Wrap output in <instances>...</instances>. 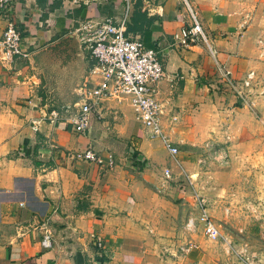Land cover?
I'll use <instances>...</instances> for the list:
<instances>
[{
    "label": "crops",
    "instance_id": "crops-1",
    "mask_svg": "<svg viewBox=\"0 0 264 264\" xmlns=\"http://www.w3.org/2000/svg\"><path fill=\"white\" fill-rule=\"evenodd\" d=\"M253 1L263 0H131L129 15L136 12L143 29L127 35L156 51L164 69L156 97L162 134L179 149L172 159L124 100L107 101L103 120L82 134L47 119L74 100L58 103L75 93L92 63L74 27L90 17L120 20V3L8 0L0 38L14 21L26 56L4 58L0 46V264H100L94 236L111 255L108 264H240L242 249L246 264H264V186L257 196L262 212L245 211L254 196L246 192L254 185L246 182L245 158L259 155L246 146L263 133L246 102L219 84L217 69L226 65L237 80L264 71L256 40L264 38V16L253 12ZM188 9L215 55L202 42L183 48L173 40L191 24ZM255 105L264 121V105ZM225 132L227 166L196 167L195 149L211 138L224 141ZM88 146L102 157L111 152L113 167L70 159ZM183 174L205 195L225 243L206 240L200 224L186 228L197 212ZM45 229L49 248L40 245Z\"/></svg>",
    "mask_w": 264,
    "mask_h": 264
},
{
    "label": "built area",
    "instance_id": "built-area-1",
    "mask_svg": "<svg viewBox=\"0 0 264 264\" xmlns=\"http://www.w3.org/2000/svg\"><path fill=\"white\" fill-rule=\"evenodd\" d=\"M90 2L107 3L116 2L122 5L121 19L115 20L105 17L103 20L85 18L78 21L73 29V34L80 49L86 53L92 63L86 77L78 85L74 100L64 104L60 110L52 108L46 115L50 123L63 121L69 124L76 133H84L89 127L91 117L101 120L104 117L103 106L109 100L127 101L133 109L138 123L148 130L149 134L157 136L172 159L179 154V149L169 137L162 134L160 119L163 115V107L156 97L157 82L164 76L162 63L156 51L145 48L138 39L130 37L126 33V25L129 19L131 0H89ZM8 0H0V10L5 9ZM186 4V3H185ZM187 6V5H186ZM191 24L173 35V40L179 47L202 42L209 53L215 55L207 40V35L196 14L188 9ZM21 33L12 20H8L0 38L4 58L13 55L25 58L26 53L19 48ZM264 51V49H263ZM219 84L232 94L246 100L245 86L254 76L250 70L242 79H235L232 71L226 66L217 63ZM35 127L33 126V129ZM231 137L225 133L224 141L209 139L197 147L194 151L193 162L198 168L216 164L218 167H226L228 164V145ZM75 161H87L103 166L106 170L114 165L113 154L108 152L102 157L95 152L92 146L83 150L74 151L69 156ZM167 173V171H165ZM184 175L189 186L192 187L193 201L197 217H189L186 228L194 229L200 224L205 238L211 241L224 240L218 224L209 211V203L203 193L194 188L191 176ZM169 176V173H167ZM223 212L228 215L226 207ZM50 233L44 230L40 239L43 248L51 246ZM96 258L100 264H108L111 255L103 249V242L98 236L93 237ZM241 255L245 253L242 249Z\"/></svg>",
    "mask_w": 264,
    "mask_h": 264
},
{
    "label": "rangeland",
    "instance_id": "rangeland-1",
    "mask_svg": "<svg viewBox=\"0 0 264 264\" xmlns=\"http://www.w3.org/2000/svg\"><path fill=\"white\" fill-rule=\"evenodd\" d=\"M252 4H254L253 9H255V10H253V12H256V9L260 10L259 11L261 13L260 17L264 16V0L262 2L253 1ZM197 17H198V15H197ZM198 19H199V17H198ZM246 29H247V27H246ZM261 35L256 37L257 38L256 39L257 40V52H258L257 61L260 64H264V51H263V49H264V38L261 39ZM251 70L254 72V76L251 78V80H249L248 86H245L246 100L239 98L238 96L232 94L231 92L230 93L233 96H235L236 98H238L242 103L246 102V109H248L254 115L256 120L258 122H260V128L261 129L259 130L260 131L259 133L260 134L263 133V134H261V136L258 137V139H255L254 141H252L251 143H249L246 146V152L249 151L250 148H252V150H257L256 152L259 153L258 157H255V161H252L250 163L247 162V159L245 158V171H247L246 182L247 183L250 182L251 184H253L255 186V187L251 186L252 188H250V186H249L248 188H250V189H246L247 193H249L250 190L253 191L254 196L251 197L250 204L245 206V211H249L250 214H257L258 215L259 213L262 212V208L259 204L261 201L257 198V196L260 195L261 186H264V121L260 120V118L263 116L261 113L257 112L255 100L257 99V100L261 101V103L264 105V71H262V73H259L255 69L254 70L251 69ZM75 72H76V68H75ZM247 73H246V75H247ZM77 86H75V88H77ZM76 97L77 96H75V93L68 94L65 99H63L62 101H59L58 103H59V105H61V104L66 103V101L75 99ZM94 120H95V118H94ZM101 120H103V118ZM225 133L223 136H225ZM209 165H215V164L211 163ZM248 169H250V170H248ZM200 180H201V178H200ZM226 207L227 208L229 207L230 209L232 208L231 205H229V204ZM251 217H254V216H251ZM203 237L205 238L204 235H203ZM205 239L208 240L207 238H205ZM218 242L223 243L224 241L218 240ZM237 254L238 253H236L235 259L238 261V263L246 264L247 254H242V255L241 254L237 255Z\"/></svg>",
    "mask_w": 264,
    "mask_h": 264
},
{
    "label": "trees",
    "instance_id": "trees-1",
    "mask_svg": "<svg viewBox=\"0 0 264 264\" xmlns=\"http://www.w3.org/2000/svg\"><path fill=\"white\" fill-rule=\"evenodd\" d=\"M44 16H45V13L42 12L41 17L44 18ZM129 16H130L129 17V21H128L127 25H126V33L128 31H137V30L141 31L143 29V26H141V25L138 26V24H137L138 23V19H139L137 13L136 12H132ZM92 120H94L93 117L90 118L89 124L92 122Z\"/></svg>",
    "mask_w": 264,
    "mask_h": 264
}]
</instances>
